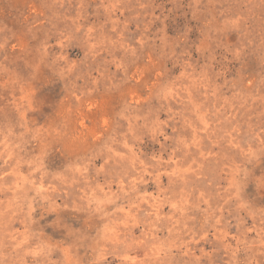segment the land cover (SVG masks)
<instances>
[{"label":"rangeland","instance_id":"374dc122","mask_svg":"<svg viewBox=\"0 0 264 264\" xmlns=\"http://www.w3.org/2000/svg\"><path fill=\"white\" fill-rule=\"evenodd\" d=\"M0 264H264V0H0Z\"/></svg>","mask_w":264,"mask_h":264}]
</instances>
